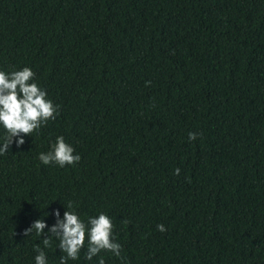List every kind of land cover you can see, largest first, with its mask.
<instances>
[{
    "label": "trees",
    "instance_id": "16d2710c",
    "mask_svg": "<svg viewBox=\"0 0 264 264\" xmlns=\"http://www.w3.org/2000/svg\"><path fill=\"white\" fill-rule=\"evenodd\" d=\"M23 67L59 109L0 155V264H60L24 230L69 202L122 248L68 264H264V0H0V71ZM58 136L77 164L40 161Z\"/></svg>",
    "mask_w": 264,
    "mask_h": 264
},
{
    "label": "clouds",
    "instance_id": "9594fccd",
    "mask_svg": "<svg viewBox=\"0 0 264 264\" xmlns=\"http://www.w3.org/2000/svg\"><path fill=\"white\" fill-rule=\"evenodd\" d=\"M35 73L30 67L6 73L0 71V125L6 131L4 142L0 144V155L10 151V146L15 142L17 147L25 143V136H32L47 121L54 120L58 115L59 105L47 98V92L34 82ZM146 84H150L146 82ZM198 134L189 132L188 139L194 141ZM14 138L15 141H14ZM40 161L44 165L56 164L60 167L77 164L81 157L75 153V149L67 143L63 136H58L52 148L47 153H40ZM175 175L179 176L180 169H175ZM68 203L60 219V211L51 213L56 217V223L49 229V234L44 233L46 223L44 219H36L32 225L24 230V236H29L33 230L42 239L44 247H51V239L59 240V249L65 255L60 257V264H68V260H77L81 249L87 242L86 259L91 260L102 251H108L117 257L121 254V244L114 240L113 229L115 225L111 218L101 212L97 217H89L87 223L80 219ZM49 213H47L48 215ZM157 230L165 232L164 224H158ZM38 253L35 256V264H47L45 252L37 244L34 246ZM99 264H105L100 257Z\"/></svg>",
    "mask_w": 264,
    "mask_h": 264
}]
</instances>
